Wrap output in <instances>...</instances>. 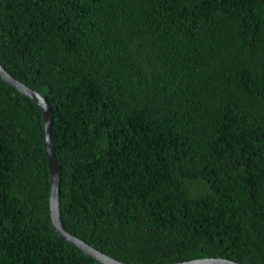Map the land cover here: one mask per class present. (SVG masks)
Wrapping results in <instances>:
<instances>
[{"label":"trees","instance_id":"trees-1","mask_svg":"<svg viewBox=\"0 0 264 264\" xmlns=\"http://www.w3.org/2000/svg\"><path fill=\"white\" fill-rule=\"evenodd\" d=\"M43 95L64 228L127 264H264V0H0ZM40 107L0 78V264H101L52 228Z\"/></svg>","mask_w":264,"mask_h":264},{"label":"water","instance_id":"water-1","mask_svg":"<svg viewBox=\"0 0 264 264\" xmlns=\"http://www.w3.org/2000/svg\"><path fill=\"white\" fill-rule=\"evenodd\" d=\"M0 78L34 101L41 109L44 123V147L48 159L50 172V195L49 208L53 230L69 243L77 247L82 253L101 264H127L112 258L104 252L96 249L76 235L69 233L62 223L59 210V187H60V166L55 152L51 136L52 114L46 98L36 90L26 86L23 82L8 73L0 63ZM173 264H245L231 259L221 257L197 258Z\"/></svg>","mask_w":264,"mask_h":264}]
</instances>
